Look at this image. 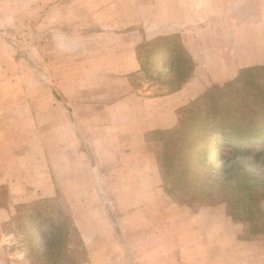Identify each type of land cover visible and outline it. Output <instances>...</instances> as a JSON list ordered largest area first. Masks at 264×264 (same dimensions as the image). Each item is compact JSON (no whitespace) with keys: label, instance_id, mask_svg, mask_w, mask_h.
<instances>
[{"label":"rangeland","instance_id":"rangeland-1","mask_svg":"<svg viewBox=\"0 0 264 264\" xmlns=\"http://www.w3.org/2000/svg\"><path fill=\"white\" fill-rule=\"evenodd\" d=\"M73 18L80 17L52 11L47 0H0V179L17 181L13 189L5 181L0 183V202H16L0 228V264H37L35 247L44 241L49 224L70 230L73 249L78 233L88 256L84 264H264V199L248 201L254 202L249 210L238 208L236 219L226 203L209 204L202 198L198 190L212 181L211 166L200 167L199 157H194L189 164L200 174L185 180V157L174 155L181 139L168 132L179 126L150 133L139 160L123 151L125 158L111 165H96L101 162L94 157L79 161H90L91 167L75 166L71 160H65L66 167L58 165L61 112L56 104L79 102L88 94L69 93L78 79L74 75L80 73L78 63L64 57L66 34L71 33L65 26ZM151 63L146 64V83L163 85L169 78L160 75L169 72L164 65L170 63ZM254 80L262 87L248 95L254 93L249 101L257 104L256 97L264 91L263 71L244 76L234 86L216 88L182 116L190 118L198 107L208 112L207 105L220 114L228 107L237 112L238 94ZM90 113L94 112L65 110L63 117L76 119L84 149L99 131L96 122L89 120ZM240 127L226 129L237 133ZM63 131L65 150L76 151L80 144L72 141V129ZM226 143L214 147V172L244 159L246 172L257 178L254 186L262 185L264 137L232 140L249 147V155H234ZM39 186L42 190L36 189ZM27 187L31 191H25Z\"/></svg>","mask_w":264,"mask_h":264},{"label":"crops","instance_id":"crops-1","mask_svg":"<svg viewBox=\"0 0 264 264\" xmlns=\"http://www.w3.org/2000/svg\"><path fill=\"white\" fill-rule=\"evenodd\" d=\"M47 1L52 11L80 17L65 26L71 33L64 57L78 63L80 72L69 93H88L79 102L56 104L61 113L55 157L63 167L65 160L76 166L90 157L100 160L96 165H111L125 158L123 151L139 160L150 133L176 128L182 113L210 88L235 79L244 68L264 66V0ZM155 62L170 63L164 65L169 72L160 75L169 78L163 85L145 81L146 64ZM65 110L94 112L88 118L99 131L88 148L76 119L63 118ZM65 127L80 144L76 151L65 150ZM4 181L16 187L12 178ZM13 203L0 202V228L10 219Z\"/></svg>","mask_w":264,"mask_h":264},{"label":"trees","instance_id":"trees-1","mask_svg":"<svg viewBox=\"0 0 264 264\" xmlns=\"http://www.w3.org/2000/svg\"><path fill=\"white\" fill-rule=\"evenodd\" d=\"M254 71H263L264 66H253L247 67L240 71V74L232 80V82L226 83L224 86L215 85L210 88L199 100L208 98L216 88H224L225 86L235 85L244 76H249L253 74ZM258 79V77H257ZM181 82L184 79L179 80ZM258 81L254 80L246 83V90L238 94L239 109L228 107L225 113H221L218 108L212 106H206L208 112L202 107L197 108V114H192L190 118L181 117L179 127L177 129L168 131L169 133L179 135L181 139L179 147L174 155H183L185 157V170L184 178L185 180H191L192 174H200L199 170L192 169L190 162H193V158L198 156V164L200 167L207 165L209 168V176L213 175L212 181L204 184L203 187L199 188V192L202 198L206 199L209 204L214 203H226L228 211L234 218L235 211L238 208H246L249 210L250 207L254 206V202L248 201H260L264 199V182L258 184L257 187L255 182L257 178L254 177L250 172H246L247 162L244 159H238L236 162L230 166L222 167L219 173L214 172V164L216 160L212 158L214 152V147L221 144V141H227L226 144H230L234 155L242 154L249 155L250 148L242 147L240 144H232L233 139L241 141L246 139V136L250 137H264V91L261 97H256L259 99V103L254 104L253 101L249 99L255 95L252 93L251 96L248 95L249 91H259ZM196 101L187 112L193 109V106L200 101ZM198 103V104H199ZM243 104V105H242ZM242 105V106H241ZM236 109V110H235ZM224 110H222L223 112ZM185 112V113H187ZM191 113V112H190ZM235 124H240V128L237 129V133L228 131L226 128L234 127ZM216 136L220 140H216ZM183 152V154L181 153ZM264 155V150L261 151ZM236 157V156H234ZM199 171V172H198ZM208 171V169H207ZM248 171V170H247ZM220 174V175H219ZM215 175H219L215 177ZM254 181V183H252ZM255 185V186H254ZM44 203V202H43ZM46 203V202H45ZM259 202H255L258 204ZM28 204H22L21 207H27ZM58 212L62 213L60 207L56 208ZM13 217V216H12ZM237 219V218H236ZM50 228L45 230L43 233V242L40 246L35 247L37 253L35 257L37 259V264H84L88 261V256L86 249L82 245V239L75 232L76 243L74 244V249L72 248L71 242V232L59 225L49 224ZM34 238V234H32ZM83 248V249H82ZM85 249V250H84Z\"/></svg>","mask_w":264,"mask_h":264},{"label":"bare ground","instance_id":"bare-ground-1","mask_svg":"<svg viewBox=\"0 0 264 264\" xmlns=\"http://www.w3.org/2000/svg\"><path fill=\"white\" fill-rule=\"evenodd\" d=\"M217 138H216V140H220V138H218V136H216Z\"/></svg>","mask_w":264,"mask_h":264}]
</instances>
